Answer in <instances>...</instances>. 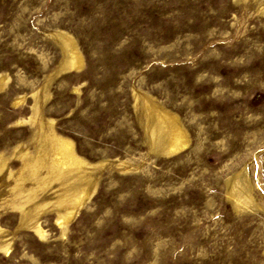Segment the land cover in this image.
I'll return each mask as SVG.
<instances>
[{
	"label": "rangeland",
	"instance_id": "obj_1",
	"mask_svg": "<svg viewBox=\"0 0 264 264\" xmlns=\"http://www.w3.org/2000/svg\"><path fill=\"white\" fill-rule=\"evenodd\" d=\"M0 264H264V0H0Z\"/></svg>",
	"mask_w": 264,
	"mask_h": 264
},
{
	"label": "bare ground",
	"instance_id": "obj_2",
	"mask_svg": "<svg viewBox=\"0 0 264 264\" xmlns=\"http://www.w3.org/2000/svg\"><path fill=\"white\" fill-rule=\"evenodd\" d=\"M64 47L67 48L69 50V54L71 55V59L69 60V65L71 67H77L79 65V60L77 59V56L75 55L73 49H72V46L71 44L69 43V41H64ZM143 108L144 110L146 111H149L151 109V106L146 102L143 104ZM164 123H166L171 129L173 128V132H174V136H175V133H176V129L174 130L175 128V122L173 119L167 117L165 118L164 117ZM156 127H153L152 129H155ZM158 128V127H157ZM168 129V127H166ZM156 130V129H155ZM169 132V131H168ZM180 133V132H179ZM172 137V134L170 135ZM173 136V137H174ZM182 138H183V135H181ZM162 137V136H160ZM177 137V136H176ZM179 138H180V135H179ZM171 139V138H170ZM183 141V139H182ZM60 143V142H59ZM67 144V143H66ZM65 144V146H67ZM165 145V144H164ZM175 144L173 142H170L169 143V148L170 149H174L175 148ZM183 146V145H182ZM69 149V148H68ZM67 151V150H66ZM65 150H62V149H59L57 152H56V156L57 158L53 160V162L57 165H60V166H66L67 167V158L68 160L71 159L72 157H70V155L66 152ZM75 160V159H74ZM71 164V163H70ZM72 165V164H71ZM69 167V166H68ZM72 168V167H71ZM79 169V168H78ZM69 195V194H68ZM76 197V196H75ZM64 198V197H63ZM68 198V197H67ZM72 199V198H71ZM62 200V199H61ZM69 201V200H68ZM71 201V200H70ZM73 203V202H72Z\"/></svg>",
	"mask_w": 264,
	"mask_h": 264
}]
</instances>
